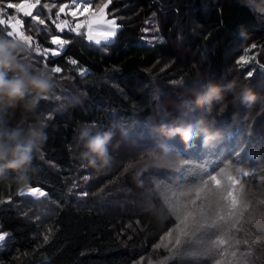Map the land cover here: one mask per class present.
<instances>
[{
  "label": "trees",
  "instance_id": "trees-1",
  "mask_svg": "<svg viewBox=\"0 0 264 264\" xmlns=\"http://www.w3.org/2000/svg\"><path fill=\"white\" fill-rule=\"evenodd\" d=\"M68 1L55 0L56 7L49 13L43 5H51L53 0H41L33 14L40 11L43 25L30 23L31 17L22 18L23 30L32 35L33 42L57 50L59 46L51 44L52 37L67 41L58 56L40 57L33 49L30 54L48 67H61L60 73L53 74L54 89L61 85L64 95L59 100L40 101L37 108L45 117L49 112L52 116L46 119L43 159L34 160L37 171L29 187H39L48 196L40 203L19 196L15 185L0 186V201H5L0 203V232L9 234L0 243V264H140L145 257L154 262L158 257L164 260L169 252L154 245L171 222L149 210L151 183L140 177L145 174L140 164L127 172L123 167L129 158L141 155L144 147L155 150L159 139L149 130L156 126L155 121L162 124L174 118L177 106L189 119L211 118L191 110L187 89L206 83L223 85L238 78L264 98V23L248 0H111L108 10L118 18L120 29L113 41L98 45L85 38L84 30L66 28L61 32L51 23L49 16L55 17L58 7ZM100 2L95 0L93 7ZM253 44L257 47L247 56L255 59L237 65ZM71 60L77 63L73 65ZM81 71L86 75L82 77ZM177 80L182 82L172 83ZM258 109L259 103L251 109L241 107L239 123L235 124L231 107L215 117L240 128L239 140L251 139L241 153V157H250L249 166L264 164V114L257 116ZM10 119H20V113ZM81 125L111 131L124 141V153L120 143L113 152V171L96 174L73 157L69 146ZM168 143L182 146L184 152L192 151L178 139ZM195 146L201 149L199 142ZM236 146L239 148V143ZM161 175L176 173L164 171ZM84 176L90 178L84 180ZM257 183H253L254 189ZM85 191L86 196L82 195ZM137 196L145 200L139 199V206L134 203ZM44 202L55 204L51 209L44 207L50 212L33 217L30 209H22L25 203L40 206ZM245 227L252 234H237L249 241L240 248H251V264H264V233L253 225ZM171 260L170 264H181L177 257ZM204 264L211 262L205 259Z\"/></svg>",
  "mask_w": 264,
  "mask_h": 264
},
{
  "label": "snow or ice",
  "instance_id": "snow-or-ice-1",
  "mask_svg": "<svg viewBox=\"0 0 264 264\" xmlns=\"http://www.w3.org/2000/svg\"><path fill=\"white\" fill-rule=\"evenodd\" d=\"M76 5V10L70 11L73 17L79 12L81 15L88 12L89 17L84 22L88 30V39L94 40L96 44H105L113 40L117 35L118 25L116 20L105 21V10L111 0H101V3L93 4L95 0H72ZM41 4V0H0V38L17 42L25 50L31 49L33 37L23 30L24 21L22 17H31V22L37 25L45 24L41 18L40 11L33 14ZM56 7L55 0L49 5L44 3L43 8L49 13ZM69 8L67 3H62L58 12L55 13L53 23L58 31H64L66 27L76 31L84 26L77 24L71 28L67 20H60V14L65 13ZM8 10H12L8 12ZM49 19H52L49 16ZM60 20L59 23H56ZM104 24L102 31H96L93 24ZM40 31H43L42 29ZM95 33V34H94ZM159 39V37H153ZM67 41L58 37L51 38V44L59 45L63 48ZM251 45L246 50V54L241 56L236 64L243 66L255 57H248L247 52L256 48ZM35 51L39 54L43 52L45 58L49 49L41 48L37 45ZM52 56L60 55L59 51H51ZM75 65L76 60H71ZM39 68V67H37ZM43 69L50 74H57L62 71L61 67H48ZM80 75H86L81 71ZM249 77L252 72H248ZM181 80L173 81L174 84L181 83ZM60 98V96L55 95ZM215 126L225 133V142L215 148V151L197 150L195 143L190 145L192 151L184 152L183 147H177L175 143L158 141L153 151H148L139 156H132L123 167L127 172L145 159H158L160 149L166 148L170 153L178 154L179 159L169 161L162 169L171 170L176 175H157L149 186V203L153 209L162 208L165 216L171 222L164 234L160 237V242L154 248H165L169 259L179 257L186 260L187 264H204L205 259L211 264H251V248L242 250L241 243L248 245V239L241 240L238 233H245L250 236L251 230L245 225H251L255 218L264 219V164L249 166L250 157L245 155L244 145L250 144L251 139L243 141L240 128L230 127L226 121L216 119ZM239 143L240 147L237 148ZM225 149L227 152L225 153ZM70 150V146H69ZM43 159V154H42ZM89 176H84L88 180ZM250 178V179H249ZM258 182L255 189L253 183ZM21 197H34L37 201L48 196L46 191L39 187H27L17 190ZM82 195H88L85 191ZM152 200L156 203L152 204ZM5 201H0L3 203ZM9 234L0 232V243L4 242ZM48 235L44 236L47 242ZM158 264H161L159 257Z\"/></svg>",
  "mask_w": 264,
  "mask_h": 264
},
{
  "label": "clouds",
  "instance_id": "clouds-1",
  "mask_svg": "<svg viewBox=\"0 0 264 264\" xmlns=\"http://www.w3.org/2000/svg\"><path fill=\"white\" fill-rule=\"evenodd\" d=\"M264 7V4H262ZM191 98V110L208 114L209 119H189L184 114L172 118L168 123L154 126L151 131L162 142L179 140L188 149L199 142L206 150H214L223 143L225 133L215 126V117L222 116L230 107L232 122L239 123L240 108L251 109L259 103L256 115L264 114V98H260L251 86L233 78L223 85L206 83L186 90ZM59 100L54 94V77L43 68L34 67L24 48L17 42L0 38V186L15 185L26 189L36 173V158L42 159V146L46 119L37 111L40 101ZM20 119H10L16 113ZM245 119H248L246 116ZM250 127V126H249ZM114 133L94 131V126L81 125L71 145L73 157L81 166L106 175L114 170L113 152L119 142L113 144ZM158 159H145L140 171L148 168L162 169L169 161L179 159L178 154L161 148ZM159 219L166 218L162 208L149 209ZM251 225L264 233V219L255 218Z\"/></svg>",
  "mask_w": 264,
  "mask_h": 264
},
{
  "label": "rangeland",
  "instance_id": "rangeland-1",
  "mask_svg": "<svg viewBox=\"0 0 264 264\" xmlns=\"http://www.w3.org/2000/svg\"><path fill=\"white\" fill-rule=\"evenodd\" d=\"M248 2L250 3V5H251V7L255 10V12H256V14L261 18V21L264 23V7H262V4H264V0H248ZM101 3V2H100ZM68 5H69V8L68 9H66V11H65V13H61L60 14V20H67L68 22H69V25H70V23H72V22H74V25L76 26L77 24H81V25H84V26H82V27H80V28H78L75 32H80L81 30H84V32H85V38L89 41V42H91V43H95V41L94 40H92V41H90L87 37H88V30H87V26L85 25V20H86V18H88L89 17V13L88 12H85V13H83V15H81L79 12L77 13V16L76 17H73V16H71L70 14H68L70 11H74V10H76V5L75 4H73L72 3V0H69L68 1V3H67ZM110 5V4H109ZM109 7V6H108ZM59 8V7H58ZM92 8H93V11H95V7H93L92 6ZM34 11V10H33ZM66 15H68V17H66ZM22 18H25V17H22ZM52 19L54 20L55 19V17H52ZM51 19V23L52 24H55V23H53V20ZM113 19H115L116 20V24L118 25V28H117V33H118V31H119V29H120V25H119V23H118V18L115 16V15H113V14H111L110 12H109V10H108V8L105 10V21H108V20H113ZM60 20H57L56 22L57 23H59L60 22ZM105 27V25L102 23V24H93V28H94V30H96V31H102L103 30V28ZM67 28V27H66ZM65 28V29H66ZM64 29V30H65ZM95 34V33H94ZM56 37H58V38H60V39H63L61 36H56ZM116 37V36H115ZM115 37L113 38V40L115 39ZM112 40V41H113ZM111 42V41H110ZM109 42V43H110ZM96 44V43H95ZM102 44H104V42L102 41L101 42V44H98V45H102ZM37 45H40L41 46V44L38 42H33L32 41V46H31V49H28V50H26V52H27V54H28V56H29V58H30V61H31V63L33 64V66L34 67H39V68H43L44 67V65H45V63L43 62V61H41V60H39V59H32V55H30L31 53H32V49H33V51L37 54V56H40V57H44V55H43V52H41V53H37L36 51H35V48H36V46ZM66 44H64V46H65ZM59 46V45H58ZM63 46V47H64ZM41 48L43 49V48H47V47H43V46H41ZM47 49H49V52H48V56H49V54H51V51H59V50H61V49H63V48H61L60 46H59V48H56L57 50H55V49H53V48H47ZM61 85H55V89H54V92H55V94L56 95H58V96H63L64 94L61 92ZM181 104V103H180ZM183 106V105H182ZM176 111H178V112H176V113H174L173 114V116H180L181 115V111L180 110H182V107L181 106H177V108L175 109ZM47 116V119H51V113L49 112V113H47L46 114ZM45 116V115H44ZM170 116V115H169ZM171 117V116H170ZM155 123V125H159L160 124V122L159 121H155L154 122ZM149 131H151V130H149ZM119 137L120 136H118V134H116V133H114V137H113V140H115V142H119L120 143V145H121V147H120V150L124 153V141H122V140H120L119 139ZM148 151H150L149 150V148L148 147H144L143 148V150H142V152H141V154H144V153H146V152H148ZM204 151H206V150H204ZM161 170H163V169H157V168H148L147 170H145L144 171V173L145 174H141V176L140 177H142V178H144L143 180H147L148 179V181L150 182V183H152L153 182V180L156 178V176L157 175H161V173L162 172H164V171H168L170 174L172 173V174H174L173 172H171V170H167V169H164L163 171H161ZM161 171V172H160ZM142 181V180H141ZM42 190V189H41ZM72 192V191H71ZM73 193V195H75V194H77V193H75V192H72ZM146 196H147V194H146ZM145 196V199H147V197ZM32 199H34L36 202H40V203H43V199L44 198H41L39 201H37L34 197H31ZM139 199H141L143 202L145 201L142 197H140V198H138V196H137V198L136 199H134V203H135V205L136 206H139L140 204V200ZM53 203V202H52ZM52 203L49 205V204H45V202H44V204L43 205H40V206H38V205H31V204H27V203H25V204H23L22 205V209H23V211L25 210V209H30L33 213H34V215H33V217H35L36 215H39V213H42L43 211H46V212H50L51 210H48V209H45L44 207H49L50 209H51V206H52ZM54 204V203H53ZM55 205V204H54ZM140 208V207H139ZM26 215V214H25ZM28 216V215H27ZM177 259H178V261L181 263V264H187V261L186 260H182L181 258H179V257H177ZM170 260V259H169ZM169 260H167L166 262L164 261V260H161L160 262H161V264H170L171 262H172V260L171 261H169ZM140 264H158V261L157 262H154V261H151L150 260V258L149 257H145V258H143L142 260H141V263Z\"/></svg>",
  "mask_w": 264,
  "mask_h": 264
},
{
  "label": "built area",
  "instance_id": "built-area-1",
  "mask_svg": "<svg viewBox=\"0 0 264 264\" xmlns=\"http://www.w3.org/2000/svg\"><path fill=\"white\" fill-rule=\"evenodd\" d=\"M87 19H88V18H86V20H87ZM52 20H53V19H52ZM86 20H85V21H86ZM56 23H57V22H56ZM70 27H71V28H75V25H74V23H73V22H72V23H70ZM67 29H70V28H69V27H67Z\"/></svg>",
  "mask_w": 264,
  "mask_h": 264
}]
</instances>
